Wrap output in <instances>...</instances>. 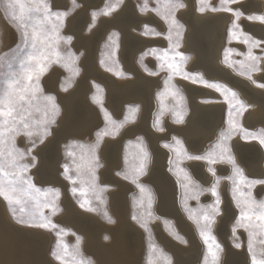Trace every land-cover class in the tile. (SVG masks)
<instances>
[{
    "label": "rangeland",
    "instance_id": "obj_1",
    "mask_svg": "<svg viewBox=\"0 0 264 264\" xmlns=\"http://www.w3.org/2000/svg\"><path fill=\"white\" fill-rule=\"evenodd\" d=\"M243 1L237 0L236 3L223 5L222 0H203L204 5H210L215 8L226 6L233 11H211L206 8L205 11L201 12L198 10L201 7V0H193V7L197 13L225 12L231 14L225 29V43L221 50V60L238 74L242 70L247 72L248 67L254 63L249 58L251 41L245 43L244 36L251 37L253 41L261 42L259 46L251 48V55L260 58L255 62L258 70L242 75L247 79H249L250 75L251 79L249 80L252 83L255 81L254 85L260 87L259 85L264 84V81L255 78L254 75L261 70L260 64L264 58V41L247 31L243 21L245 19L252 22H261L258 19H249L248 17L264 16V0H260L263 2L262 12L251 13H245L238 6ZM11 2L15 3L16 0H11ZM35 2L36 0H19V4L23 5L25 9L28 32L31 34L33 28H35L37 33H39L35 41L36 49H33L31 44L27 47L24 46L20 38L21 29L19 22L12 18L11 10H6L5 0H0V20L2 19L0 21V37H2L0 38V98L13 89L18 92L23 84L29 83L27 80H21L20 85L13 83L15 80L21 79L27 71L26 68L21 67V62L23 61L25 65H35L36 61L34 59L29 60V55L39 56L41 52L47 54L46 48L43 47V45H47L58 51L63 59L59 63L50 64L39 81L37 82L33 79L31 83H38L42 89V93H36L37 98L41 95L55 97V104L58 105L59 112L55 117V124L49 126L51 134L44 139L43 143L39 142L37 135H33L31 138L26 136L23 124L17 123L16 127L19 132H6L4 144L0 145V149L4 153L5 171L10 173L8 177H4L6 183L8 179L13 178L11 174L16 172V169L8 166V161L11 159L8 153L13 147V143L15 148L21 151L27 152L28 149L32 148L31 155L26 156L22 160L18 159L17 163L32 164L31 157L35 156V167H31L24 172L22 174L23 177L25 179L30 177L31 182L42 190H59L58 198L51 192L48 193L47 197L43 193L39 195L41 201L47 199L49 202V206L41 207L39 212L48 217L51 220V224L56 227L40 228L29 226L33 222L32 213L36 210V201L30 199L27 195H20L19 193L14 194V198H19L22 202L20 204L13 203L11 206L3 196H0V201L10 222L20 227L44 233L47 243L49 241L46 247V256L54 264H81L82 261L98 264L94 254L88 248L89 236L87 233L95 231L90 230V227L95 228L93 224L101 225L102 229L99 230L98 235L99 240L106 244L112 242L108 229L116 227L118 220L111 206V197L118 190L117 183L122 181L121 183H125L126 204L128 207L126 209V218L128 222H131H129V225L132 229L134 228L135 234L139 237V248L135 252L138 259L137 264H175L174 254L168 247L165 248V245L158 237L154 224L159 222L158 224L166 236L181 246L185 247L188 245V238L175 220L169 215H163L158 208L160 201L158 191L150 181L151 171L154 167L153 153L155 145L146 131L140 129L139 126L137 128L145 114L143 112L144 107H142L139 100L127 98L122 100L121 103L118 102L116 104L118 108L114 109L111 106V91L104 77H111L120 82H129L128 80L135 79V70H137L138 73H142L141 75L145 77L147 75V78L149 76L150 78H158V83L151 92V99L154 103L150 113L149 126L150 128L153 126L154 128L152 129H155L154 131L152 130L156 135L155 144L169 153L167 160V162L169 161L167 163L168 172L174 179L176 178L177 192L179 194L177 196L178 206L184 216L187 217L186 219L194 230L197 239H199L201 248L198 256L195 257L196 264H224L226 247L216 228L218 219L223 213L221 186L224 182L226 183L230 203L234 207V215L228 222L229 237L227 235V239L230 240L229 243L235 249H243L247 254L248 264H252L253 253L249 252V239L250 233H252L251 240L256 259H264V255L260 254V250L264 249V243H262L264 234L261 233L260 225L264 222L256 219V215L259 214L257 205L260 202H264V193L258 196L257 190L259 186L264 184L258 183L251 186L245 184L239 176H236L233 164L228 160L230 156L235 162V167L241 170L243 177L247 180H264L263 177L256 178L246 172L244 166L237 160L232 145L234 137L239 138L244 143H254L262 151L261 154L264 157V145L259 142V136L264 133V127L258 125L252 129L244 124L243 118L249 104L235 88L219 79L206 78L200 69L192 68L191 64L194 56L193 52L189 49L187 51L184 46V34L187 31V26L180 16L186 6L178 9L171 7L175 0H75V3H73V0H46L52 12L67 13L61 23L56 20L55 16L51 20H45L42 11L28 12L27 9L34 7ZM180 2L186 5L183 0H180ZM145 4L147 5L146 7ZM235 11L241 13L239 19H236L233 14ZM15 12L17 16L20 15L19 5L15 8ZM126 13L131 14V18L133 21L138 22L137 25L139 26L133 25L130 27L131 30L129 31L134 36H132V39L145 42L137 49V54L135 52L133 57L131 53L130 57L126 56V49L123 43L124 33L115 24V20L123 17ZM142 16L145 18H142ZM173 18L175 19V24L171 22ZM234 22L239 26L238 28L233 27ZM53 23L60 25L57 33L52 30ZM230 29L235 35H230ZM6 30L10 32L7 33ZM56 35L61 38L59 41L55 40ZM69 37L71 38L70 43H66L65 41ZM91 37L94 39L93 45L88 47L85 45V41ZM226 50H229L227 52V62H225ZM69 53L73 54L76 59L69 58ZM92 53L94 54L93 60L97 69H99V73L104 76L95 73L90 75L87 72L86 63L90 61ZM170 64L174 67L170 68ZM137 67L138 69H136ZM76 70H78V74H74ZM197 74L210 83L224 85L232 92H235L237 100H231V95L225 94L223 90L218 91L199 82L193 83L192 78ZM185 76L188 78H185ZM185 81L197 87L209 88L218 95L216 98L198 97V102L203 104L220 102L224 105L220 128H217L213 140L211 139L212 141L210 140L200 152L193 151L188 141L178 133L179 128L188 124L189 119L193 115L189 95L180 84V82ZM10 84H12L11 89L9 88ZM81 86L85 87V92L83 100H79L77 103L82 102V104L89 107L96 118V124H93L89 132L82 135H80L81 133L79 135H59L64 128L68 113L67 106L64 104L65 99L71 98V95ZM63 88H67V91H64ZM260 88L264 89V87ZM24 94L26 98H30V93ZM238 102L243 103V109H240ZM0 108H3V106L0 105ZM44 112L43 102L33 100L30 106L26 101H19L17 111L13 115L17 118V121L23 115L26 122L32 124L43 120ZM105 113H107V116ZM178 116L182 117V123L175 122ZM4 119V117H0V121ZM165 119L168 121L166 122ZM230 120L232 122L231 125L229 123ZM157 121H159L158 124ZM3 127L7 129L11 125L4 124ZM39 127L40 125L37 123L35 128L38 129ZM133 127L135 128L133 129ZM158 127L163 128L164 132L158 131ZM129 129H133V132L128 133ZM245 133H251L252 135L246 136ZM222 134L225 135L222 136ZM173 137L179 140L181 144L177 145ZM32 141L36 142L34 148ZM54 141H57L53 147L54 152L52 151L54 156L52 154L50 157L45 156L43 149L47 145L53 146L52 143ZM97 143L98 146H96ZM113 143L117 144V148L114 150L115 153L113 151ZM165 144L170 145V147H165ZM217 145H220V147H217ZM142 148L148 153L145 171L137 178V182L144 186L143 192L137 187V182H133L136 170L142 162ZM222 148H226L227 152L222 153ZM177 151H181L184 154L178 157ZM69 152L72 155H69ZM209 153L213 154L215 163L210 164L207 160H192L188 158L195 155L204 156ZM47 159L54 162L55 165L56 163L58 164L56 165V168H58L56 173L58 182H54V184L40 177V168ZM198 162L202 165L205 164L203 166H205V170L212 178L208 185H204L196 177V173L193 172V168L198 166ZM188 163L195 164L192 166L193 164L188 165ZM66 164L69 165L67 175L73 177L76 181L74 184L65 178L63 165ZM225 164L229 165V172L226 175H220L219 167ZM209 168L214 170L215 175L208 171ZM117 173H121V175ZM125 175L129 178L125 179ZM217 180L216 190L220 198V211L219 214L211 216V222H208L203 219V215L205 213L211 215L212 208L216 204V196L212 194L210 189L213 184L217 183ZM185 185L189 189L187 192ZM24 187L27 188V185ZM73 188L76 189L75 193L72 191ZM194 192L198 193V199L193 198ZM85 201L87 203L84 204V207H81V203ZM237 201H240L239 207ZM53 204L58 208L55 213L52 210ZM68 206H72L81 217L85 218L84 221L91 224V226L87 227V231L67 220ZM249 206L255 210V214L249 213V215H252V220H241V224L244 226H237V221L241 217V207L248 208ZM21 207L24 208L23 212L20 211ZM89 208L94 210L90 211ZM13 209H15V214ZM105 212L111 218V223L106 219ZM190 212L193 218H190ZM36 219H39V213H37ZM21 220L23 223L19 222ZM234 227L235 234L233 233ZM202 230L204 235H201ZM237 243L240 247L235 246ZM216 245L220 246L219 250Z\"/></svg>",
    "mask_w": 264,
    "mask_h": 264
},
{
    "label": "bare ground",
    "instance_id": "obj_2",
    "mask_svg": "<svg viewBox=\"0 0 264 264\" xmlns=\"http://www.w3.org/2000/svg\"><path fill=\"white\" fill-rule=\"evenodd\" d=\"M183 1L186 2V8H184V11L182 9L183 12H180V16L187 26V31H185L186 33L184 34V46L187 51L189 49L193 52L194 57L191 64L192 68L200 69L203 75L206 76V78L219 79L235 88L249 104V107L244 114V124L252 129L257 127L258 125L264 127V89L257 87V85H254V83H252L249 79L235 72L232 68L225 65L221 60V50L225 43V29L227 27L228 21L231 18V14L225 12L197 13L195 12L193 7V0ZM238 6L243 9L245 13L262 12L263 10V2L260 0H244L243 2H240ZM130 15L126 13L123 17H119L115 20V24L124 33L123 43L125 45L127 57H130V53L133 57L137 49H139L145 43L143 40L132 39L133 35L129 31L131 30L130 27L133 25H137L138 22L133 21ZM143 17L144 16H142V18ZM243 24L247 31L264 41V23L256 21L252 22L250 20L247 21L244 19ZM1 32L3 33L2 30ZM8 32L10 31H7V33ZM93 41L94 39L91 37L89 38V40L85 41V45L88 47L92 46ZM93 57L94 54L92 53L90 61H86L87 72L90 75L95 73L100 76H104L103 74L99 73V69H97ZM128 65L130 64L128 63ZM260 67L261 70L256 73L254 77L264 81V58L261 61ZM136 69H138V67ZM135 72V79L128 80L129 82H120L112 79L111 77L104 76L111 91L112 104H110L114 109H117L118 107L116 104L118 102L121 103L122 100L129 98L139 100L142 104V107H144L143 112H145V114L143 113V118L140 124L137 125V128L139 126L140 129L146 131L148 136H150V138L152 139L153 144L155 145L153 153L154 167L151 171L150 181L154 184L155 188L158 191L160 200H158V208L163 215H169V217L175 220L179 228L186 234L188 238V245L184 247L172 241L162 231L160 225L158 224L159 222H156L154 224V227L161 242H163V244L165 245V248L168 247L174 254L175 264H196L195 257L198 256L199 249L201 248L199 239H197L194 230L191 228L190 223L186 219L187 217L184 216L178 206L177 196L179 194L177 192V182L175 180L176 178L174 179L168 172L169 167L167 163L169 161L167 162V160L169 157V153H167L168 151L165 152L162 147L155 144L156 135L153 132L155 129L153 130L152 128L154 127L152 126V128H150L149 126L150 113L152 112L154 103L151 99V92L156 87L158 78H150V76L149 78H147V75L145 77L141 75L142 73H138L137 70H135ZM180 84L184 87L189 95L193 115L189 119L188 124H186L184 127L179 128L178 133H180L188 141V143L190 144L189 146L193 151L200 152L211 139L213 140L215 131L221 123L222 110L224 105L220 102L203 104L197 101L198 97H218L217 93L210 90L209 88L207 89L197 87L196 85L194 86L186 83V81L180 82ZM84 92L85 87L81 86V88L76 89L75 93L71 95V98L65 99L64 104H66L67 106L68 113L66 116V121L64 123V128L61 130V133L59 135H79V133H81L80 135H82L83 133L89 132L93 124H96V118L92 114L89 107L82 104V102L77 103L79 102V100H83ZM75 99H77L76 102ZM165 121L167 122L168 120L165 119ZM134 128L135 127H133V129ZM133 129H129L128 133H132ZM161 138L163 139V137ZM57 141H54L52 143L53 146L47 145V147L43 149V154L45 156H51L54 144L57 143ZM241 141L239 140V138L235 137L232 141L237 160L244 166L246 172H248L250 175L256 178H264V157L261 154L262 151L259 150V148L254 143H244ZM116 145L117 144L113 143V151L116 150ZM192 164L188 163V165L192 166H194L195 163ZM56 165L58 164L56 163ZM56 165L51 160L47 159L46 161H44L40 168L41 176L39 174L38 175L45 181L53 182V184L54 182H58L56 177L58 168H56ZM203 165L199 163L198 166L193 168V172L196 173V177L204 185H208L210 184L212 178L207 173V170H205V166ZM228 172L229 165L227 166V164H225L219 167L220 175H226ZM121 182L119 181V183H117L118 190L111 197V206L118 220L116 227L108 229L112 237V242L110 244H106L99 240L98 235L99 230L102 229L101 225L93 224L95 228L90 227V230L95 231H89L87 233V235L89 236L88 248L94 254L98 264H137L138 261L135 252L139 248V237L135 234L133 230L134 228L132 229V227L129 225L130 221L128 222L126 218V209L128 208L126 204V189L124 185L125 183L123 184ZM221 193L223 195V213L218 219L216 228L226 247L224 264H248L246 252L243 249L233 248L229 243L230 240L227 239L229 237L228 222L234 215V207L230 203L231 201L229 200V195H227L225 182L221 186ZM262 193H264V185L259 186L257 190L258 196L262 195ZM72 206H68L67 220L73 222L79 228L86 229L87 231V227L89 225L91 226V224L84 221L85 218H83V216L81 217V215L77 213ZM48 243L44 233L20 227L11 223L0 201V264H54L46 256V247Z\"/></svg>",
    "mask_w": 264,
    "mask_h": 264
},
{
    "label": "snow or ice",
    "instance_id": "obj_3",
    "mask_svg": "<svg viewBox=\"0 0 264 264\" xmlns=\"http://www.w3.org/2000/svg\"><path fill=\"white\" fill-rule=\"evenodd\" d=\"M237 0H222V4L223 5H227V4H231V3H236ZM73 3H75V0H73ZM17 5H19L20 7V15L17 16L16 12H15V8L17 7ZM147 5L145 4V7ZM185 5L183 3L180 2V0H175V3L171 4V7L173 8H182ZM5 7L6 10H11V15L12 18L14 20H17L19 22V27L21 29L20 31V38L22 40V42L24 43V46L27 47L29 44H31V47L33 49H36V39L39 35V33H37L36 29L33 28L31 34L28 32V25L26 23V18H25V9L24 6L19 4V0H16L15 3L11 2V0H5ZM207 8V10H211V11H233L231 8L226 7V6H222L221 8H215V7H211L210 5H204L203 4V0H201V7L198 9L199 11L203 12L205 11ZM28 12H43L44 13V18L45 20H51V18L53 16H55L56 20L61 22L63 21L64 17L67 15V13H61V12H52L50 6L46 3V0H36L35 2V6L32 8H28L27 9ZM107 14V13H106ZM233 14L235 15L236 19H239L241 13L238 11L233 12ZM249 19H258L261 22H264V16H250L248 17ZM173 24H175V19L173 18L171 21ZM59 24L57 23H53L52 25V30L54 33L58 32V28H59ZM233 27L234 28H238L239 26L235 24V22L233 23ZM230 31V35H235V33L232 31V29L229 30ZM59 39H61L58 35H56L55 40L59 41ZM71 38H67L66 39V43H70ZM249 41H251L250 46H249V58L254 61V63L248 67L247 72L245 71H241V75H245L250 73L251 71H256L258 70L256 67V61H258L257 57H254L251 55V48L252 47H256L259 46V44L261 42L259 41H253L251 39V37L248 36H244V42L248 43ZM44 48H46L47 50V54H44L43 52H41V54L39 56H35L30 54L28 59L29 60H35L36 63L35 65L33 64H27L25 65V63L22 61L21 62V67L22 68H26L27 71L25 73V75L18 80H15L13 83L20 85L21 84V80H27L29 83L27 84H23L21 86V88L18 90L13 89L12 91L6 92L4 97L0 98V105L3 106V108H0V117H4L5 119L0 121V145L4 144V137H5V133L6 132H11V133H18L19 129L16 127L17 123L23 124V128H24V134L26 136H28L29 138H31L33 135H37L39 142L43 143L44 139L51 134L50 132V125L55 124V117L56 115H58L59 112V108L58 105L55 104V97L54 96H44L41 95L39 98H37L36 93H42V89L39 87V84H32L31 81H33V79H35L37 82L39 81L40 77L47 71L48 67L50 66V64L52 63H59L61 61V59H63V57L61 56V54L58 51H55L54 48L49 47L47 45H43ZM229 50H226V54H225V62H227V52ZM54 57V59H53ZM69 58L75 60L76 57L69 53ZM9 67H11V65H9ZM65 67H67V65H65ZM170 68L174 67L173 65H169ZM243 68V66H242ZM74 74H78V70L75 71ZM150 74H154V73H150ZM13 75H15V73H13ZM185 78H188L187 76H185ZM249 79H251V76L249 75ZM192 82L193 83H203L206 87H212L217 89L218 91L223 90V92L225 94H230L231 95V100H237V94L235 92H232L230 89L226 88L224 85L218 84V83H210L206 80L203 79L202 76H200L199 74L193 76L192 78ZM253 83H255V81H253ZM260 87H264V84L259 85ZM9 88H12V84L9 85ZM64 91H67V88H63ZM24 93H30V98H26ZM33 100H38L39 102H43V106L45 108V112H44V118L43 120L39 121V122H33L32 124H29L28 122H26L25 117L23 115H21L19 117V121H17V118L13 115L16 111H17V104L19 101H26L30 106L32 105V101ZM231 103V101H230ZM239 103V107L240 109L244 108V105L242 102H238ZM39 110V109H37ZM105 115L107 116V113H105ZM177 123H182V117L178 116L177 120L175 121ZM39 124L40 127L38 129L35 128L36 124ZM159 123V121H157V124ZM230 125L232 124L231 120L229 121ZM4 124H9L11 125V127L5 129L3 127ZM234 127V125H233ZM158 131H163V128L158 127L157 128ZM225 134H222V136H224ZM246 136H251V133H245ZM173 139L176 141L177 145H180L181 142L179 140H176L175 137H173ZM259 142L261 145H264V133H261L259 136ZM99 143V141H98ZM98 143L96 146H98ZM32 146L33 148L36 146V142L32 141ZM165 147H170V145L165 144ZM217 147H220V145H217ZM142 151V162L140 167L136 170V175L133 177V182H137V178L140 174H143L145 171V167H146V162L148 159V153L146 150H144L143 148L141 149ZM222 153L223 152H227L226 148H222L221 149ZM32 152V148L28 149L27 152L25 151H21L19 149H16L13 143V147L10 149L8 155L11 157V159L8 161V166L11 168L16 169V172L11 174L13 176V178L8 179L7 182L5 183L4 177H8L10 175V173H8L7 171H5V163L3 160V150L0 149V196H3L4 199L6 201H8L9 205L11 206L13 203L16 204H20L22 201L19 198H14V194L19 193L20 195H27L30 199H33L36 201V210L32 213L33 215V222L29 224V226L31 227H40V228H48V227H56L55 225L51 224V220L44 216V214L42 212H39V209L41 207H47L49 206V202L47 201V199H45L44 201H41L39 199V195L41 193L44 194L45 197H47L48 193L51 192L56 198L59 197V190L58 189H47V190H42L40 188H37L32 182H31V178H27L25 179L23 177V173L28 171L31 167H35V161H36V157L32 156V164H18L17 160L18 159H24L26 156L31 155ZM69 155H72L71 152L68 153ZM182 154L181 151H177V156L180 157ZM189 159L192 160H207L210 164L211 163H215V160L213 159V154L209 153L206 154L204 156H200V155H195V156H189ZM228 160L230 163L233 164L234 167V172L236 174V176H239L241 178V180L248 185H255V184H264V180H247L246 178L243 177L242 172L239 168L235 167V162L234 160L229 156ZM98 166V165H97ZM64 167V174H65V178L69 179L73 184L76 182L73 177L67 175V173L69 172V165H63ZM183 171V170H181ZM208 171L212 172L213 175H215V172L212 168H209ZM118 175H121V173H117ZM125 179H128L129 177L127 175L124 176ZM185 178L187 179V175L185 174ZM233 183H235V181H233ZM217 184H218V180L216 184H213L212 188L210 189L212 194L214 196H216V204L215 206H213L212 208V213L211 215L209 213H205L203 215V219L205 221L211 222V216H214L216 214H219V204H220V198H219V194L216 190L217 188ZM27 185V188H25L24 186ZM137 187H139L141 189V191H144V186L140 185L137 182ZM185 190L186 192L189 190L188 186L185 185ZM72 191L75 193L76 189L73 188ZM249 198H250V193L248 194ZM193 198H197L198 199V193H193ZM247 202V201H246ZM87 203L86 201L84 203H81V207H84V204ZM237 205L238 207L240 206V201H237ZM186 206V205H185ZM258 209H259V214L256 215V219L264 222V202H260L257 205ZM52 210L53 213H55L56 211H58V208L53 204L52 205ZM89 210H94L89 208ZM21 212L24 211V208L21 207L20 209ZM13 212L15 214V209H13ZM253 213L255 214V210L249 206L248 208H244L241 207V217L240 220L237 221V226H244L243 224H241V220L247 219L249 221L252 220V215H249V213ZM37 213H39V219H36V215ZM105 217L106 219H108V221L111 223V218L107 216V213L105 212ZM190 218H193L191 216V212H190ZM135 219V217H134ZM21 223H23V221H19ZM199 222V221H197ZM205 227H207V225H205ZM261 228V233L264 234V223H261L260 225ZM233 233L235 234V227L233 228ZM201 235H204L203 230L201 231ZM251 236L252 233H250V239H249V252L253 253V261L252 264H264V259H260L257 260L256 259V253L253 252V244H252V240H251ZM105 239H107V237H105ZM79 241V238H78ZM183 242V241H182ZM262 243H264V241H262ZM236 247H240V245L237 243L235 245ZM219 245H216V248L219 250ZM260 254L264 255V249L260 250ZM59 258V257H58ZM81 264H90V262H86V261H82Z\"/></svg>",
    "mask_w": 264,
    "mask_h": 264
}]
</instances>
